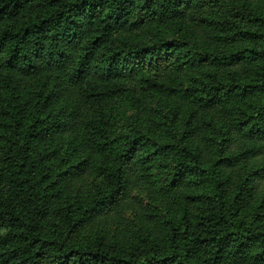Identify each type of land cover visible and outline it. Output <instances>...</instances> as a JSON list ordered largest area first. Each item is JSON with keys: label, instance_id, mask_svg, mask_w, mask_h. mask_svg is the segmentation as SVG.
I'll return each mask as SVG.
<instances>
[{"label": "trees", "instance_id": "trees-1", "mask_svg": "<svg viewBox=\"0 0 264 264\" xmlns=\"http://www.w3.org/2000/svg\"><path fill=\"white\" fill-rule=\"evenodd\" d=\"M0 264H264V0H0Z\"/></svg>", "mask_w": 264, "mask_h": 264}, {"label": "rangeland", "instance_id": "rangeland-1", "mask_svg": "<svg viewBox=\"0 0 264 264\" xmlns=\"http://www.w3.org/2000/svg\"><path fill=\"white\" fill-rule=\"evenodd\" d=\"M164 37L168 40L175 39L179 37L178 33L166 31ZM153 35H147L143 38V41L148 44L152 40ZM184 82L183 78L179 79V85ZM184 87V86H183ZM181 98L174 97L167 100L150 99L149 101L143 102L140 107H128L125 103L121 107V125L125 128L129 127H141L145 124L144 120L154 117V110L160 108L163 114H167L169 109L179 106ZM161 162V161H160ZM163 165L169 166L168 162H162ZM162 168L159 164H154L151 167L152 175L156 176L159 174L160 180H164L165 176L162 173ZM91 186V177L84 174L81 175L80 179L76 181L71 189V197L76 198L79 195L89 191ZM148 206L160 209V204L151 203L148 195L141 186H136L130 193L129 200L127 204L115 215V218L108 222H103L87 229L84 233L85 237L93 235L95 232L102 231L109 234H116L117 232H131L137 226L138 216L147 208ZM156 209V210H158Z\"/></svg>", "mask_w": 264, "mask_h": 264}]
</instances>
